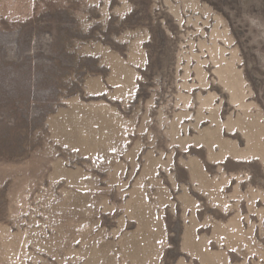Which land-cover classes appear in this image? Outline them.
I'll list each match as a JSON object with an SVG mask.
<instances>
[{"label": "rangeland", "instance_id": "obj_1", "mask_svg": "<svg viewBox=\"0 0 264 264\" xmlns=\"http://www.w3.org/2000/svg\"><path fill=\"white\" fill-rule=\"evenodd\" d=\"M0 264H264V0H0Z\"/></svg>", "mask_w": 264, "mask_h": 264}]
</instances>
